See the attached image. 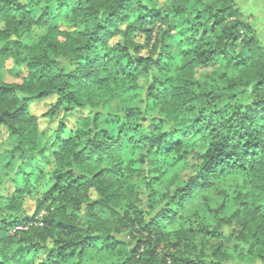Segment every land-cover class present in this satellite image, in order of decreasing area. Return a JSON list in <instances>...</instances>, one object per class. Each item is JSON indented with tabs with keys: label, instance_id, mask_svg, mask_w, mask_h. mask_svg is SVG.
Wrapping results in <instances>:
<instances>
[{
	"label": "clouds",
	"instance_id": "obj_1",
	"mask_svg": "<svg viewBox=\"0 0 264 264\" xmlns=\"http://www.w3.org/2000/svg\"><path fill=\"white\" fill-rule=\"evenodd\" d=\"M0 264H264V0H0Z\"/></svg>",
	"mask_w": 264,
	"mask_h": 264
}]
</instances>
